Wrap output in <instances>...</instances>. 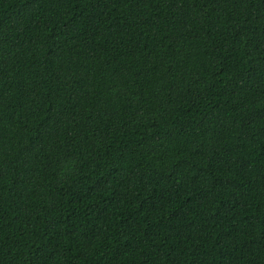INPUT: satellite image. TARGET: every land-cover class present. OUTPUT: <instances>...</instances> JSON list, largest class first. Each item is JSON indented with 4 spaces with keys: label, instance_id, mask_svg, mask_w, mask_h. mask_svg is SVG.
Listing matches in <instances>:
<instances>
[{
    "label": "trees",
    "instance_id": "16d2710c",
    "mask_svg": "<svg viewBox=\"0 0 264 264\" xmlns=\"http://www.w3.org/2000/svg\"><path fill=\"white\" fill-rule=\"evenodd\" d=\"M0 264H264V0H0Z\"/></svg>",
    "mask_w": 264,
    "mask_h": 264
}]
</instances>
